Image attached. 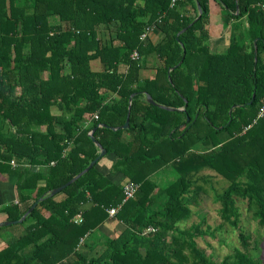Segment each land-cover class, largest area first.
Here are the masks:
<instances>
[{
  "label": "trees",
  "instance_id": "1",
  "mask_svg": "<svg viewBox=\"0 0 264 264\" xmlns=\"http://www.w3.org/2000/svg\"><path fill=\"white\" fill-rule=\"evenodd\" d=\"M213 3L224 25L234 21L220 53L207 44ZM258 4L264 0H0V174L16 177L18 198L0 213L18 221L35 205L9 227L28 222L0 249V264H60L71 254L75 260L67 264H259L236 205L245 201L264 228V8ZM152 26L161 39L141 40ZM104 31L114 36L104 40ZM151 54L161 65L153 79L142 80ZM93 60L100 71H92ZM128 112V128L103 127L122 126ZM91 131L106 151L101 158H115L109 173L139 184L133 199L122 203V186L97 169L101 158L50 195L99 156ZM165 167L176 176L159 187L153 175ZM202 169L229 182L216 201L221 219L238 231V244L221 261L196 247L204 217L188 229L178 226L193 214L200 192L193 181ZM114 207L125 229L100 256L86 259L77 252L80 239Z\"/></svg>",
  "mask_w": 264,
  "mask_h": 264
},
{
  "label": "crops",
  "instance_id": "2",
  "mask_svg": "<svg viewBox=\"0 0 264 264\" xmlns=\"http://www.w3.org/2000/svg\"><path fill=\"white\" fill-rule=\"evenodd\" d=\"M243 28L246 29L247 26V19L244 17L241 19ZM234 24V21H231L227 26L224 25L222 19V10L220 6L216 3L211 4L210 8V16L208 20V24L206 26L208 30V40L207 44L211 51L213 52H224L229 45L230 42V35H231V24ZM105 35V32H101ZM99 36L102 39H108L109 35L107 34L106 37H102V34ZM114 34L110 33V36ZM149 38L156 42L157 40L161 39L160 30L155 27L154 30L150 33ZM161 65V62L155 55H149L147 57L146 66H144L139 71V77L142 80L145 79H153L156 74V69ZM92 71L98 72L102 69V66L98 60H93L90 63ZM125 66H121V70H125ZM55 109V110H54ZM52 113L57 115L58 109L53 107ZM87 121V120H86ZM85 123H88L86 122ZM115 160L114 156H107L101 158L97 163V169L104 175H108V178L116 185L122 186L127 179L125 176L118 172L109 173L111 165ZM34 170L37 167L33 168ZM15 182L16 177L9 176L6 174H0V210L3 209L5 206L9 205L10 203L17 202V193L15 189ZM56 199H62V195H59ZM90 204L83 205V209L89 207ZM6 221V214L0 213V223H4ZM28 222L26 223V225ZM14 225V224H13ZM10 225V226H13ZM19 227L17 230H13L9 228L10 226H2L5 227L0 230V249H2L6 242L15 234L18 235L23 232L24 227ZM1 228V227H0ZM125 229V225L116 219L115 216H109L104 224H102L99 228L91 232L90 234L86 235L84 242L78 246L77 252L84 256L86 259L96 258L100 256L107 248L109 241L117 237L123 230ZM75 260V255L71 254L60 264H67L71 263Z\"/></svg>",
  "mask_w": 264,
  "mask_h": 264
},
{
  "label": "rangeland",
  "instance_id": "3",
  "mask_svg": "<svg viewBox=\"0 0 264 264\" xmlns=\"http://www.w3.org/2000/svg\"><path fill=\"white\" fill-rule=\"evenodd\" d=\"M104 32L105 35L101 33L102 37H106L107 34L111 37L109 31ZM175 176L176 174L170 168L165 167L153 175V180L160 187V185L164 186L172 182ZM195 179L193 181L194 187L198 188L200 192L196 202L191 205L193 214L190 219L179 223L178 226L181 229H188L192 225L200 223L204 217L205 222L202 224L201 229L205 232L203 235L194 237L196 247L205 251L212 259L221 261L238 244V231L221 219L219 214L221 204L216 201V196L228 187L229 182L209 169H202ZM236 205L240 211V230L253 237L255 246L258 249L257 253L259 252L257 254V259L260 260L259 264H264V228L259 227L252 213L247 210L245 201L237 199ZM17 225L14 226V230L22 227ZM23 225H26V223ZM185 253L188 255L189 251ZM189 259L192 260L190 255Z\"/></svg>",
  "mask_w": 264,
  "mask_h": 264
},
{
  "label": "built area",
  "instance_id": "4",
  "mask_svg": "<svg viewBox=\"0 0 264 264\" xmlns=\"http://www.w3.org/2000/svg\"><path fill=\"white\" fill-rule=\"evenodd\" d=\"M177 0H171V4L174 5V3L176 2ZM258 6L260 7H263L264 8V5H261V4H258ZM156 26H152V27H149L146 29V31L141 35V40H146L147 37H149L150 33L154 30ZM131 58L134 59V60H137L139 59V54L137 51H133V53L131 54ZM263 112H264V104L263 106L260 108L259 110V116H262L263 115ZM97 115H94V119H97ZM248 128V127H247ZM246 128V129H247ZM11 165L12 166H16V163H15V160H12L11 161ZM122 190H123V199H122V203L126 202L127 200L129 199H133L136 195V193L138 192L139 190V184L137 183H131V182H125L123 185H122ZM117 209L118 207H114V208H110L108 210V214L109 216H115L116 212H117ZM75 222L77 223H80L82 221V218H81V215L78 214L75 219H74ZM148 231H154L152 228H149L146 232ZM145 232V233H146ZM86 236L82 237L79 241V245H81L83 242H84V239H85Z\"/></svg>",
  "mask_w": 264,
  "mask_h": 264
},
{
  "label": "water",
  "instance_id": "5",
  "mask_svg": "<svg viewBox=\"0 0 264 264\" xmlns=\"http://www.w3.org/2000/svg\"><path fill=\"white\" fill-rule=\"evenodd\" d=\"M198 6V11H199V16L197 17V19L201 16V9H200V6ZM196 19V20H197ZM183 32V31H182ZM147 101L149 103H152V104H155L154 101L151 99L150 96H147ZM162 108H165V109H168V110H174L172 108H167V107H164V106H161ZM130 109V107H129ZM179 110H183V109H179ZM103 127L105 128H109V129H112V130H117V129H126L129 127V112H128V115H127V118L125 120V123L120 126V127H117V128H114V127H110V126H107V125H103ZM93 132L94 131H91L90 132V137L92 138L94 144L98 147L99 149V156L94 160L92 161L88 167L83 170L81 173H79L77 176L73 177L69 182H67L66 184L54 189L51 191L50 195H55L59 192H61L66 186H68L69 184H71L72 182H74L77 178H79L82 174H84L87 170H89L92 166H94L96 164V162L105 155L106 151L102 148V146L97 142V140L93 137ZM35 205H33L28 211L27 213L18 221H7V222H4V223H0V227L2 226H10V225H13V224H16V223H21L26 217L27 215L34 209Z\"/></svg>",
  "mask_w": 264,
  "mask_h": 264
}]
</instances>
